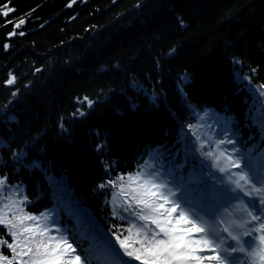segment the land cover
Returning a JSON list of instances; mask_svg holds the SVG:
<instances>
[{"label": "trees", "instance_id": "1", "mask_svg": "<svg viewBox=\"0 0 264 264\" xmlns=\"http://www.w3.org/2000/svg\"><path fill=\"white\" fill-rule=\"evenodd\" d=\"M70 2L9 4L26 23L0 27V177L87 249L81 235L115 244L129 226L100 183L141 166L206 179L196 134L213 144L225 118L243 154H264V0ZM83 96L95 104L74 117Z\"/></svg>", "mask_w": 264, "mask_h": 264}, {"label": "snow or ice", "instance_id": "2", "mask_svg": "<svg viewBox=\"0 0 264 264\" xmlns=\"http://www.w3.org/2000/svg\"><path fill=\"white\" fill-rule=\"evenodd\" d=\"M74 3L71 0L67 6ZM9 4L11 0L0 4V17L5 18L0 27L12 24L8 35L23 36L16 29L26 21L8 19L16 12ZM8 47L4 45L5 50ZM16 79L9 72L5 84L14 85ZM76 102L80 107L74 117L86 116L85 109L95 104L88 96L77 97ZM261 123L264 126V116ZM230 125L225 118L213 144L196 134L199 143L193 151L211 161L204 180L186 179L178 175V168L162 178L160 170L146 172L141 166L126 178L120 175L100 183L101 189H119L112 193V202L129 214L120 215L129 226L126 236L113 234L115 244L99 233L81 235V241H89L84 249L50 213L26 212L30 201L21 195V187L13 191L8 177H0V196L7 201L0 203V264H264V154H243ZM105 146L101 143L97 151ZM207 180L213 183L208 186Z\"/></svg>", "mask_w": 264, "mask_h": 264}, {"label": "rangeland", "instance_id": "3", "mask_svg": "<svg viewBox=\"0 0 264 264\" xmlns=\"http://www.w3.org/2000/svg\"><path fill=\"white\" fill-rule=\"evenodd\" d=\"M225 147H227V148H229V149L231 148L230 145H222V146H221V148H225ZM147 172H149V171H147ZM218 175H219V174H218ZM138 223H139V222H138Z\"/></svg>", "mask_w": 264, "mask_h": 264}]
</instances>
